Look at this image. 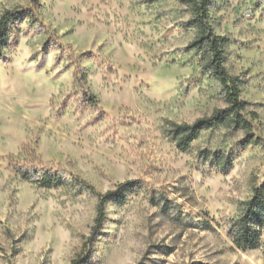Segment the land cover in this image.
<instances>
[{"label": "rangeland", "instance_id": "1", "mask_svg": "<svg viewBox=\"0 0 264 264\" xmlns=\"http://www.w3.org/2000/svg\"><path fill=\"white\" fill-rule=\"evenodd\" d=\"M182 1L40 0L10 28L0 60V264H264V245L243 252L227 234L264 182V0L208 5L258 142L220 126L186 152L170 123L226 102L190 48L196 31ZM30 9V0H0V17Z\"/></svg>", "mask_w": 264, "mask_h": 264}, {"label": "trees", "instance_id": "2", "mask_svg": "<svg viewBox=\"0 0 264 264\" xmlns=\"http://www.w3.org/2000/svg\"><path fill=\"white\" fill-rule=\"evenodd\" d=\"M40 0H30L32 9L27 11H5L0 17V60L4 58L7 37L10 28L21 19V16H33ZM182 3L190 12L189 24L195 29L196 35L190 48L198 53L200 63L209 69L221 83L225 96L226 107L216 109L210 115L201 117L191 124L170 123V134L175 140L176 147L186 152L191 144L204 130H213L224 126L230 130H241L246 134L245 143H257L258 139L250 137L251 124L246 119V101L240 99L237 84L225 69L224 52L228 38L217 35L210 25L208 5L209 0H183ZM74 72V77L78 75ZM207 158L205 152H200ZM13 155L5 156L6 160H13ZM70 164V162L68 163ZM28 178V177H27ZM41 186L50 188V181L43 177ZM111 192L98 195L97 213L92 231H95L103 219L104 203L111 196ZM264 228V182L253 189L252 197L239 204L237 214L230 220L227 231L232 245L243 252L255 250L264 245L261 231ZM74 260L72 264H77Z\"/></svg>", "mask_w": 264, "mask_h": 264}]
</instances>
